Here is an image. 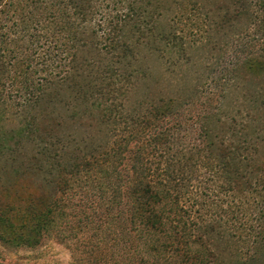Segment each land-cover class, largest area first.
I'll list each match as a JSON object with an SVG mask.
<instances>
[{
    "label": "trees",
    "instance_id": "1",
    "mask_svg": "<svg viewBox=\"0 0 264 264\" xmlns=\"http://www.w3.org/2000/svg\"><path fill=\"white\" fill-rule=\"evenodd\" d=\"M232 3L228 15L264 23V0ZM176 4L0 0V166L26 184L7 187L2 243L76 241L92 226L101 245L111 237L146 264H264V242L242 259L238 244L261 230L238 236L245 204L229 201L264 185V148L248 132L264 109L238 94L210 110L206 93L241 79L212 62V42L176 28Z\"/></svg>",
    "mask_w": 264,
    "mask_h": 264
},
{
    "label": "rangeland",
    "instance_id": "2",
    "mask_svg": "<svg viewBox=\"0 0 264 264\" xmlns=\"http://www.w3.org/2000/svg\"><path fill=\"white\" fill-rule=\"evenodd\" d=\"M175 1H177V4L174 6L175 14L173 16L177 21L176 28L188 37L197 39L199 43L212 42V47L215 48L212 62L219 64H224V62L231 63L227 77L236 76L241 79L240 84L235 89L220 85L210 93H206V97L214 101L210 110L216 111L219 103H222V101L229 102L225 99L238 97V94L239 97H244L245 105L250 104V100H252L253 103L254 101L258 102L261 108L264 109V104L262 105L264 102L263 21L251 18L250 11L249 14L243 12V14L236 16L234 12L235 14L228 15L227 8L234 6L232 0ZM239 1L248 3V0ZM240 44L244 46H240ZM236 45L238 46L236 47ZM236 55H240L242 58H251V61L248 60L247 62L244 60L243 63H240V66L234 65V57ZM214 71H217L216 77L225 76L220 73L218 68H214ZM233 106L226 107V109H232ZM262 113L264 119V110H262ZM253 115L251 108L246 110L245 117L247 118L244 123L251 124L254 119ZM259 121V126L261 125V127L257 124L258 129H255L253 125H249L248 132L250 134L257 132L260 136L258 138L259 141H256V143H259L264 148V122L261 123L262 119ZM228 122L230 128L235 127V122L231 119ZM216 129L219 131L218 128ZM235 129H237L239 136L242 135V139L247 137L242 132L241 127H236ZM250 137L248 135L249 141ZM2 167L3 165L0 166V207L4 209L5 194L10 181H12L15 190H22L26 184L15 175H7ZM262 167H264V150L260 161V168ZM260 176H264V173ZM222 183L223 181L215 174L212 188L218 189ZM232 200L236 204L243 202L246 212V222L241 227L243 230L236 228V234L238 236L248 233L251 235L257 234L258 232L252 227L261 230L257 234V239L251 238L250 242L246 244L244 241L238 242L242 259L245 256H255L260 253V248L262 249V243L264 242V185L251 186V183H244L241 189H236L231 194V197L229 196V201L232 202ZM223 207L226 209L227 205ZM91 229L92 226L82 228V234L78 236L76 241L72 238L68 240L61 239L55 235L46 237L42 244L36 248L11 247L0 241V264H146L147 261H144V256L137 255L128 249H121L111 237L101 245L97 236L98 230L95 227ZM216 252L220 251L216 250Z\"/></svg>",
    "mask_w": 264,
    "mask_h": 264
}]
</instances>
